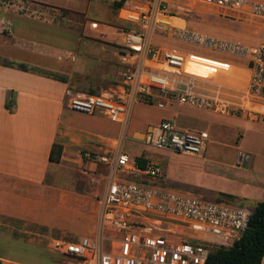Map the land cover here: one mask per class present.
<instances>
[{
  "label": "crops",
  "instance_id": "1",
  "mask_svg": "<svg viewBox=\"0 0 264 264\" xmlns=\"http://www.w3.org/2000/svg\"><path fill=\"white\" fill-rule=\"evenodd\" d=\"M63 1L65 4L59 6L39 0H0L2 264H46L36 254H24L21 258L7 255L4 245L11 241L34 246H40L46 241L48 248V242L54 239L53 232L60 234L61 239L70 241L81 237L99 239V206L97 214L90 212L87 196L74 191L72 170L82 168L84 173H94L99 167H103L105 171L102 176L105 182L109 167L100 163H88L91 160L85 159V154L91 157L106 155L114 158L120 152L127 153L135 158L139 169H144L148 164L157 165L161 170L157 182L176 192L234 206L252 203L253 212L258 203L264 200V154L256 158V154L243 149L242 143L249 133H264V120L252 119V114L246 111H242L240 115L234 114V110L245 109L235 103L222 102L221 105L209 109L185 105L180 108L173 107L175 102L156 99L148 103L149 106L152 104L158 107L157 103L163 102L164 106L158 108L170 109L169 117L155 125H148L143 130L129 133L131 105L139 102V99H131L129 118L125 125L114 123L102 114L88 115L69 110L64 105L68 91L117 94L115 91H104L102 83L94 80L93 76L90 77L91 71L87 69L94 64L96 67L104 64L105 59L118 62L113 58L121 59V53L90 44L86 41L89 40L88 35H78V42L85 41L96 48L87 53L79 50L65 52V59L69 61L67 63L62 62L63 56L55 55L54 46H41L34 41L33 32L24 24L25 21L38 20L50 27L58 19L57 10H75L70 2ZM183 25L187 26L185 20ZM34 46L38 48L32 49ZM26 49H31L37 56L42 53L44 60L32 62L18 56L20 51L25 52ZM151 62L150 59L144 60L148 67L152 66ZM124 65L128 68L130 63ZM222 65L242 70L248 79L245 64L242 68ZM113 72L112 68L110 73L113 75ZM181 78L188 79L187 76ZM210 79V83L217 85L214 78ZM73 84L79 87L73 88ZM212 85L194 81V90L215 97L210 91ZM120 89L122 92L123 86ZM242 92L243 89L241 94ZM230 106L237 107L232 109ZM164 122L172 124L179 131L207 132L208 141L204 152L187 155L146 146L142 142V134L150 127ZM54 143L62 146L59 162L49 160ZM226 144H233L230 149L234 153L217 154L211 149L212 145H223L226 149ZM65 172L72 180L69 189L58 183ZM115 176L126 179L136 177L131 169ZM67 263L74 264V261L69 259ZM261 264H264V256Z\"/></svg>",
  "mask_w": 264,
  "mask_h": 264
},
{
  "label": "built area",
  "instance_id": "2",
  "mask_svg": "<svg viewBox=\"0 0 264 264\" xmlns=\"http://www.w3.org/2000/svg\"><path fill=\"white\" fill-rule=\"evenodd\" d=\"M189 1L201 4L218 16L220 11L242 15L237 21L253 27L257 43L249 46L189 30L183 25L182 17L168 10L170 4L179 7ZM123 12L120 19L138 28L121 31L124 51L120 54L121 61L130 63L124 74L122 92L68 91L64 105L69 110L102 114L114 123L125 125L132 98L147 103L160 99L193 108H215L222 101L196 92L194 80L185 73L189 48H193L207 55L218 53L242 59L248 72L242 95L264 116V0H140ZM152 29L171 31L188 49L173 46L159 52L151 49L147 35ZM145 59H150L152 66H146ZM182 76L188 79L183 80ZM157 105L164 106L163 102ZM207 141V132L179 131L167 122L150 127L142 134V142L152 149L187 155L202 154ZM84 158L91 160L88 163L109 167L98 201L100 238L97 241L90 237L76 241L54 238L48 242L51 251L71 259L74 264H205L212 247L233 246L248 228L250 211L182 194L159 184L161 170L155 164L139 169L135 158L123 152L114 158L89 154ZM129 169L136 175L135 179L115 176Z\"/></svg>",
  "mask_w": 264,
  "mask_h": 264
},
{
  "label": "rangeland",
  "instance_id": "3",
  "mask_svg": "<svg viewBox=\"0 0 264 264\" xmlns=\"http://www.w3.org/2000/svg\"><path fill=\"white\" fill-rule=\"evenodd\" d=\"M39 1L47 3L51 2L59 6H63L65 4L63 0ZM66 1L70 2V6L75 8V10H57L58 19H56L54 24H51L50 27L47 23L39 22L38 20L36 22H31L29 20L25 21L24 24L27 27H30L33 32L32 37L34 38V41L39 42L41 46H43L44 44L54 46L56 48L55 55L57 57L59 55L63 56L64 60L62 62L67 63H69V61L65 59V52H76L79 50V52L82 51L87 53L88 51L96 48L91 46L90 44L102 46L108 50H115L117 51V53L124 52L121 46V31L125 28L138 27L131 23H126L120 18L124 14V8L132 9L140 2V0H125L124 4L119 8H116L114 2H118L120 0ZM168 10L171 11L172 14L182 17L186 21L187 28L189 30H196L198 32L205 33L219 39L240 42L249 46H253L257 43L258 37L254 35L253 27H251L248 23L218 16L216 12L203 7L201 4H196L190 1L181 3L179 7L170 4L168 5ZM78 35H88L89 40H87L86 38L85 39L90 44H87L85 41L78 42ZM147 42L151 43V49H154L158 52L159 50L170 46H175L177 48L184 47L188 49V46H185L180 41H178L176 36L172 34L171 31L165 33L159 30L152 29L147 35ZM36 48L38 47L34 46L32 49ZM199 52L203 53L201 54L202 56L205 55L207 58H211L217 61V63L212 61L210 62L202 57V59L197 57V59H200L201 62H205L206 64L210 63L214 65V67L215 64H218L223 68L221 67L222 69L217 70L215 67V71L213 70L212 75L207 78L194 76L190 73H186V75L190 76L191 79L197 83L208 82L211 85L213 83H210L212 81L210 78H214V83H217V85H212L210 91L215 94V97L218 100L222 101L223 104L235 103L245 108L244 110H234V114L240 115L242 111H246V113L252 114L250 116L252 119L257 118L260 120H264V116L259 112V108H250L248 106L249 103L246 102V96L241 94V90L243 89L242 86L246 84L247 81V76L244 74V72L240 69L237 70L232 67L231 71L233 74L230 78L232 79L233 83H229L227 81L226 68L228 67L222 64L242 68L241 66H243L244 61L242 59L230 58L218 53L207 55L203 51H200L198 49L189 48L190 54H197ZM40 55L41 56H37L36 54H34V52H31V49H26L25 52L20 51L18 56L35 62L36 60L40 59L42 61L44 60L45 56L42 55V53ZM113 59L115 61L118 60V62H112L109 59H105L104 64H99L98 67H96V65L94 64L87 70L91 71L90 77L93 76L94 80L97 79L100 81V83H102L104 91L106 90L112 93L115 91L114 93L120 94V88L121 86H123L124 74L127 72L128 68L123 64L124 62L121 61L120 57H118V59L117 57H114ZM112 68L114 69L113 75L110 73ZM56 70L59 69L56 68ZM83 71L84 73H86V70L84 68ZM112 76L114 77L113 79L111 78ZM72 87L78 88L79 85L76 86L73 84ZM98 88L99 87H97V89ZM139 102L132 103L131 105L130 121L128 125L129 133L133 132L134 130H143L148 125H155L161 120L167 119V117H169L170 115V109H161L152 104H150L149 106L147 102L141 99H139ZM173 107L182 108L185 106L175 103ZM230 107L232 109H236L237 106ZM111 127L112 126H110V128ZM221 143L223 144V142ZM226 145L228 146V148L226 149L222 147L223 145H212L211 149L213 148V152L217 154L227 153L230 155L231 152L234 153L230 149L233 144ZM242 146L245 151H248L251 154H256V158L257 156L264 154V133L261 135L249 133L243 141ZM104 171L105 169L103 167H99L94 173H84L85 171L82 168L72 170V174L74 177V191L80 192L81 194L87 196L86 202L89 204L90 212L94 214H97V207L99 206L98 201L102 196V185L104 182L102 174L104 173ZM58 183L66 186L68 189L72 186V180L68 176L67 172L63 174V178H60ZM231 202L234 203V200ZM242 206L246 210L252 212V203H243V205H241L240 203V205H235V207L240 208H243ZM52 237L60 238L61 235L53 232ZM3 239L8 241L7 237H4ZM4 249L7 255H12L16 258H21L22 256H24V254H36L39 259L43 260L46 264H68V260L64 256L47 248L46 241L40 246H34L31 244H26L24 242L11 241V243L4 245Z\"/></svg>",
  "mask_w": 264,
  "mask_h": 264
},
{
  "label": "trees",
  "instance_id": "4",
  "mask_svg": "<svg viewBox=\"0 0 264 264\" xmlns=\"http://www.w3.org/2000/svg\"><path fill=\"white\" fill-rule=\"evenodd\" d=\"M125 0L114 2L116 8ZM221 17L241 20L242 15L233 12H219ZM126 29V28H125ZM211 59V58H210ZM214 60V59H213ZM62 146L54 143L50 150L49 160L59 162ZM264 256V200L255 207L243 236L231 247H212L205 264H261ZM0 264H2L0 260Z\"/></svg>",
  "mask_w": 264,
  "mask_h": 264
},
{
  "label": "bare ground",
  "instance_id": "5",
  "mask_svg": "<svg viewBox=\"0 0 264 264\" xmlns=\"http://www.w3.org/2000/svg\"><path fill=\"white\" fill-rule=\"evenodd\" d=\"M174 22H176V23H178L179 21L178 20H174ZM198 58H200V59H202L201 57H198ZM200 59H197V56H195V55H193V54H189L188 56H187V60H186V63H185V65H184V70H185V73H190V74H193L194 76H199V77H205V78H207V77H209V76H211L212 75V73H213V70L215 71V67H216V69L217 70H219V69H222L223 67L221 66V65H216L215 64V67H214V65H212V64H206L205 62H201L200 61ZM204 59H206V60H208V61H212V62H216L217 63V61H215V60H213V59H210V58H204ZM219 63V62H218ZM221 64V63H220ZM222 67V68H221ZM232 67H228V68H226L227 69V81L229 82V83H233V81H232V79L230 78L231 77V75L233 74L232 73V69H231ZM220 73V72H219ZM229 74V75H228ZM235 77V76H234ZM218 78V77H217ZM239 79V78H238ZM242 79V78H241ZM240 81V80H239ZM244 81H245V79H244ZM197 83V82H196ZM225 83V82H224ZM229 83H227V84H229ZM241 83H244V82H241ZM214 85V84H213ZM245 85L246 84H244L243 86H242V88L244 89V87H245ZM221 86H222V84H221ZM226 88V87H225ZM231 88V87H230ZM227 89H229V88H227ZM246 102H248V100L246 99ZM249 103V102H248Z\"/></svg>",
  "mask_w": 264,
  "mask_h": 264
}]
</instances>
